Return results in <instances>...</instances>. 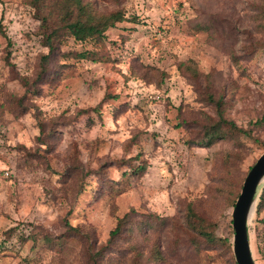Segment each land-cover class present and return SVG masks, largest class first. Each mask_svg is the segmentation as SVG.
I'll return each mask as SVG.
<instances>
[{
	"label": "rangeland",
	"instance_id": "374dc122",
	"mask_svg": "<svg viewBox=\"0 0 264 264\" xmlns=\"http://www.w3.org/2000/svg\"><path fill=\"white\" fill-rule=\"evenodd\" d=\"M82 1L135 22L109 29L102 48L67 38L40 80L39 14L0 0V264H89L87 249L131 211L169 222L135 229L131 245L123 235L100 264H154L155 244L160 264H236L220 245L194 248L185 216L192 205L232 243L226 176L234 190L264 152V126L252 125L264 114V0ZM85 50L106 61L60 58ZM209 94L251 136L201 145L216 116ZM248 232L264 264V210Z\"/></svg>",
	"mask_w": 264,
	"mask_h": 264
},
{
	"label": "trees",
	"instance_id": "16d2710c",
	"mask_svg": "<svg viewBox=\"0 0 264 264\" xmlns=\"http://www.w3.org/2000/svg\"><path fill=\"white\" fill-rule=\"evenodd\" d=\"M49 0H30L31 6L36 9L41 21L43 45L47 48V53L41 57L40 72L38 79L50 78L49 65L59 53V48L66 42L67 38H72L78 43L93 42L96 48H102L106 40V32L114 28L118 23L135 22V17L125 18L121 11H113L108 14H96L89 4H85L82 0H58L56 4H49ZM100 51L85 50L80 53H65L60 55L65 61L74 58L78 61L86 62H105L106 58L100 56ZM192 76H196V70L191 66L187 68ZM207 100L215 108V118L210 119L203 127V137L200 140L201 145L210 147L217 141L226 139H236L240 135L251 136V131L244 130L236 126V124L225 117L223 103L221 100H215L209 94ZM96 107L94 110L97 111ZM253 127L261 128L264 126V114L257 118L253 123ZM264 151V146H263ZM255 163V162H254ZM253 163V164H254ZM233 166H226L228 171L232 170ZM252 166L249 167V169ZM146 169V165L142 164L137 167L134 174H142ZM249 171V170H248ZM247 174V173H246ZM246 174H243L238 179V185L234 190H231L233 185H230V180L233 176L227 175L225 183L229 186L228 196L231 197V207L234 206L239 192L242 187ZM257 203L255 205L254 213L258 215L264 210V185L262 186L259 195L257 196ZM169 222L167 218L143 216L139 221L135 218V212L125 214L123 217L117 219L115 227L109 232L106 244L98 249H92L90 246L86 251V256L89 264H100L99 261L113 244H115L120 237L126 235L129 245L133 243L134 230L152 231L161 229ZM186 230L191 234V245L198 248L200 243L208 246L220 245L227 248L230 255L233 257V246L231 241L225 238L217 237L215 234L216 224L206 221L203 217L198 215L192 205L187 206L185 216ZM72 233L78 234L77 228L69 229ZM249 233V232H248ZM201 241V242H200ZM132 251L136 252L135 246H131ZM133 264H140V254H135ZM154 264L164 262V257L161 254L158 246L155 244L151 251V258Z\"/></svg>",
	"mask_w": 264,
	"mask_h": 264
},
{
	"label": "water",
	"instance_id": "95a60500",
	"mask_svg": "<svg viewBox=\"0 0 264 264\" xmlns=\"http://www.w3.org/2000/svg\"><path fill=\"white\" fill-rule=\"evenodd\" d=\"M264 182V152L246 174L232 210L233 256L236 264H255L249 243L248 224L254 213L258 191Z\"/></svg>",
	"mask_w": 264,
	"mask_h": 264
}]
</instances>
